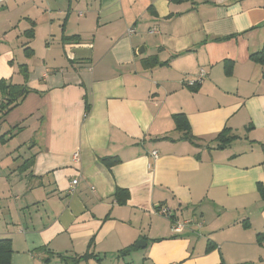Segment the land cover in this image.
<instances>
[{"label":"crops","instance_id":"0c3cea01","mask_svg":"<svg viewBox=\"0 0 264 264\" xmlns=\"http://www.w3.org/2000/svg\"><path fill=\"white\" fill-rule=\"evenodd\" d=\"M55 2L0 8V80L29 90L0 113L10 264H264V0ZM162 205L203 226L174 234Z\"/></svg>","mask_w":264,"mask_h":264},{"label":"trees","instance_id":"16d2710c","mask_svg":"<svg viewBox=\"0 0 264 264\" xmlns=\"http://www.w3.org/2000/svg\"><path fill=\"white\" fill-rule=\"evenodd\" d=\"M28 37H33L34 33L33 30H29L27 32ZM29 49V47L27 48ZM251 58L259 63L262 68V74L264 76V46L256 52H253L250 54ZM27 70V68H26ZM192 89H196V86H190ZM29 90L24 85H18L13 84L11 81H8L6 79L0 80V113H7L10 111L13 107H15L18 104V101L21 100ZM90 112V103L86 99L85 102V113L84 116H87ZM174 120L176 124V128L183 133L184 139H188L192 142H195L197 137L194 136V134L191 131V127L189 124V121L184 113H176L174 114ZM238 136L234 134L230 128L225 127L217 136L218 145L219 148H224L228 146L234 139H236ZM264 147V144H263ZM105 161H111L109 158H104ZM122 193L124 195L122 196ZM117 195L119 194L120 202H124L127 199L128 192L123 189H118ZM128 251V248L121 251V254H125V252ZM13 253L12 248V241L10 239H0V264H10L11 255ZM92 253L86 252L84 255L79 256L77 258H88L91 256Z\"/></svg>","mask_w":264,"mask_h":264},{"label":"rangeland","instance_id":"374dc122","mask_svg":"<svg viewBox=\"0 0 264 264\" xmlns=\"http://www.w3.org/2000/svg\"><path fill=\"white\" fill-rule=\"evenodd\" d=\"M7 4H9L10 8L7 10V16H17L18 18L21 14H28L34 11L45 13L46 15V0H8ZM54 4L58 6V2H55V0ZM52 16L55 15L52 14ZM31 47L37 50V56L31 64V72H33V75H36L38 70H40V67L44 65L43 59L46 58V55L43 52V49L46 48V23L43 24V29L40 31V35L37 36ZM22 144L24 148H30L32 142H24Z\"/></svg>","mask_w":264,"mask_h":264},{"label":"built area","instance_id":"2783aa9c","mask_svg":"<svg viewBox=\"0 0 264 264\" xmlns=\"http://www.w3.org/2000/svg\"><path fill=\"white\" fill-rule=\"evenodd\" d=\"M8 0H0V8H2L3 6H5L7 4ZM130 32L133 31V29L129 30ZM205 74L204 70L201 71V75L199 78L197 79H192L190 81H188V84L190 86H196L199 82H201V77H203ZM152 156L157 159L158 158V152L155 150L152 152ZM75 157H78V154L75 153ZM78 180L74 179L72 181V186L70 188V192H73L75 189V185L77 184ZM157 212L160 213L161 215H164L166 217H174L172 216V209L171 207H169L168 205H162L160 207H158ZM203 226V221L202 220H196L193 217H187V218H176L174 217L172 219V223H171V229L172 232L174 234H182L187 230L190 229H196L198 230L199 228H201ZM195 227V228H194Z\"/></svg>","mask_w":264,"mask_h":264},{"label":"water","instance_id":"95a60500","mask_svg":"<svg viewBox=\"0 0 264 264\" xmlns=\"http://www.w3.org/2000/svg\"><path fill=\"white\" fill-rule=\"evenodd\" d=\"M142 242H143L144 245H146L143 240H140L136 245L140 246Z\"/></svg>","mask_w":264,"mask_h":264}]
</instances>
